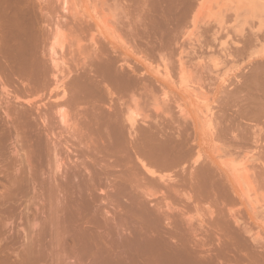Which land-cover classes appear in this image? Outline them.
<instances>
[{"label": "rangeland", "instance_id": "rangeland-1", "mask_svg": "<svg viewBox=\"0 0 264 264\" xmlns=\"http://www.w3.org/2000/svg\"><path fill=\"white\" fill-rule=\"evenodd\" d=\"M27 1L28 0H26L25 4L26 3L29 4L30 1H28V2ZM43 1L41 0L40 2H38L36 0L35 1L33 0L34 3H30L32 6L30 4H29V6H31V8L33 7V10H35V8H37V11L39 9H41L36 14L38 16L40 15L43 17V19H42V17L38 18L39 20L37 21L38 16L33 15L35 11L32 12L33 10L30 8L32 10L31 11V13H32L31 17H33V16L36 17V20L34 18L36 23L39 22V24H42L40 26H39V24H36L37 26H35V27H39V28H37V29L35 28V29L36 30L39 29L40 33L43 35H38L39 31H37L38 32L37 33L36 30H34V29H33L34 30L33 33L34 34L37 33V35L39 37L41 36L42 39H44V38L47 39L46 35L48 37H50L52 31H53L52 35H54L55 32H57V35H58L56 41L53 40V41H55V45H56L55 47H58V49L55 48V51L57 53V55H56L57 58L55 57V59H59V63L57 62L58 63L57 68H53L54 67L53 63L52 64L48 63V61L50 62V60H48L49 58L47 57L48 55L46 56V54L48 53V51L46 53V49L48 48V47L46 48V46L49 45V43H50L48 41V39H47V41L49 42V43L47 42L48 44L45 43L46 40H43L44 41L43 43H45L44 45L47 44L46 46H44L42 44L44 49H45V52H44V49H40V50L38 49L39 52L41 50H43V53H45V58L47 57L46 58L47 62L46 61H44V62L47 63V68H48L47 69V71H48L47 75H49V76H47V80H49L48 83L45 84V86H43L39 83L36 85H32V87L25 88L26 84L24 83V81H22L23 79L21 77L19 78V76L16 74L13 75V73L8 70L9 68L7 69L8 72L6 71L5 68L4 69L0 68V70H1L0 74H1L2 70L6 72L5 73L6 76L4 75V72H2L3 74H1L3 76L0 75V77H1L0 80L2 81V82H0V83H2V85L0 84V86H2V87H0V104L2 103L0 105V117L5 121L4 118H6L8 115L10 116V118L8 116L6 122L1 121V119H0V123L4 122L5 126L7 125L5 127L2 124L3 127H1V128L3 130L2 132L3 133L5 132V135L7 134L9 136L8 139H9L10 143L11 144L16 143V144H13L14 146L11 145L13 147L12 148L13 151H12V150H9V148H11V146H10L9 141H8L7 145L10 147L7 146V149L5 150V152L7 150H9V152L12 151L11 152V154L13 153L12 158H13V156H15V154L17 156V153H18V155L20 153H21V155L24 154L20 150V148H22V146H23L21 144H24V139L21 140V138H22V136H20L21 133L23 135V138L25 137V135H26V137H27V135H28V137L29 136L31 137L33 135L32 139H34V137L37 138L36 134L40 135L41 132L44 134V136H47V134L49 133V135L46 138L52 144V146H50V147H52L53 151H55V154L48 153L42 160L38 161L39 166L37 164H35L36 166H29V167L25 166L28 168V170L24 166H21V164H18V161H17V164L20 165V166H17L18 173L20 172V170L21 171L24 170L22 172H25V169H26L27 174L29 173V171L30 172L32 171L36 175V178H35L36 182L34 181L35 183H33L34 186L32 188V191H33L32 197H35L33 199H36V196H37L38 200L36 199V202H35L32 199V201L37 203V206L39 207V209H41V208L44 209V210L43 209L39 210V209L32 208V210L34 211V213L37 217V223L38 224H40L44 220L45 211H46V213H48V210H46L50 206L48 204H51V205L53 204V206H54L58 202L57 203L58 205L68 206V205H70L72 200L74 201V198L78 199L77 195L79 194V191L82 188L86 187V189H88L87 186L92 185L93 186L92 188L95 191L94 196L96 195V198L93 199L94 204H92L93 202L91 203L90 201H89L90 203L88 202L89 205L87 204L86 200H88V198L86 195H85V198L83 197L82 201H83V204L86 203L88 206L93 205L94 208H93V210H90V208L92 209L93 206L89 207L88 211H86V212L89 213V211H90V214L87 213L88 214L87 215L86 212H83L86 216H83L84 214L82 213L81 218L84 217V220L89 222L90 224L92 222L94 224L97 223L99 225V227L101 228V229L100 228L99 229L100 230L103 229L100 232L102 234H104V237L108 238V240H110V241H115L114 239H116V238L117 239L122 238L124 236L123 234H127L128 231H130V230H128L129 228L132 229V227H134V225H133L134 222H132L133 219L131 218V214L128 211V208L130 205V199L126 198V196H124L125 199L123 196L119 197V195L117 196L115 194V192L117 191V187H118L117 185H118V182L120 181L119 178L122 177L123 175H127L126 174L127 172L130 173L129 168L133 167V170H135L134 168L135 167L138 168L139 166H118L116 169L115 166H74V164L72 163V161H73L72 159H74V160L77 159L76 154H75L76 150L77 149L80 150V146H78L79 148L77 147V149L75 150V146L79 145L78 141L81 140V143L83 146L86 145V140H87V143H90V145H92L93 143L95 145L96 144L95 142L99 141L98 138H100V136L98 134H100V130L98 129V127L100 126V124H98L97 126L95 125L96 121L94 119H92V115L96 114L99 116H101V115L103 116V114H100V112H104V109H105L104 114H106V110H108V111L110 110L109 112H113L114 108H116L115 111H118L117 110L118 108H119V110L120 109L123 110V109H126V107H130L131 109L133 108L135 110L137 115H139V116L141 115V117L145 116L147 118V116L149 115L150 118L148 116V119H146V122L145 121L142 122L141 117H139L138 121L140 122L139 123L140 125L138 124L139 128L137 127L135 129V131L137 130L136 133L139 134L138 136H140L141 133H149V132H152L155 134L154 131H156V134H158L157 135L158 137L159 136L162 137V135H163V137H162L163 140L166 137H168V136L172 137L173 135L175 136L174 138H176V137L177 138L178 137L186 138L187 141L191 140L190 141L191 143H189V144H190V146L193 145L192 149L197 153L200 152V154L202 155V160H204V158H203L204 155H207V156H205L206 161L205 160L204 161L207 162V160H208V164L210 163V159L212 158L211 161H213L214 159L217 160V162L214 160L216 162V163L214 162V164H216V166L217 165L223 166L227 163V161L225 163L222 162V159H223V161H225L227 159V158L224 159L225 155H228L226 157H230L231 155H233L232 156L233 158L235 156H237V158H235L238 160L237 163L239 161H241L240 164H243V161H244V165H245V163L246 164L249 163L250 165L253 164V166H256V167H258V166L260 167V165L264 166L263 149H260V147L257 148L258 146H260V143H264V138H263L264 135H262V134H264V116H261L259 118L257 117L258 119L256 118V120L254 118H253L254 120H251L252 118H250L249 116H248L249 117L248 118L247 116H245V114H243V111H244V113H246V110L251 105L250 104L251 102L247 101L248 97L246 99L243 98V97L248 96L247 94H249L248 90H247V92L245 91L246 90L245 88H249V87H245V86H248V84H251V83H247V85H244V87H242V84H245V82L248 79H250V76H248L247 73H249V75H250L252 72H250L249 69L252 67V69L255 70L256 69L255 67H257V65L260 62H261V64H262V62H264V60H263L264 59V9L262 7V6H264V0H133L135 4L133 3L132 0H130L131 2L130 1L127 2L128 0L122 2V0H120L122 3L118 0L117 1L116 0H113V1L112 0L111 1L110 0H103L105 3L102 0L101 1L100 0H97V1H94V0H88V1L87 0H60V1L59 0H43ZM91 1L93 4L97 3L98 7L96 6V8H93V6L91 4H89V5L87 4V3H90ZM31 2H32V0H31ZM35 2H37L38 4ZM21 3H23V0H21ZM119 3H121V4H119ZM128 3H131V6ZM34 4H36L37 7H35L36 5H34ZM116 4L118 6H116ZM38 5L40 6V8H38L39 7ZM99 5H101V7H103V8L99 7ZM110 8H111V10H110ZM92 9H93V11H91ZM129 9H130V12H129ZM102 10L104 12V15L106 14V16H107V17L105 16L106 19L104 18V15H103V17H101V14H103V13H101ZM116 10L118 13L116 12ZM126 10H127V12H126ZM96 11H98L100 13V15ZM93 13L95 14V18H94ZM124 13L126 14L125 16H128L127 18L124 15H122ZM127 13L128 14L130 13V14L128 15ZM115 14H117L118 17ZM97 15L99 18L97 17ZM82 17H84V18H82ZM138 17H139V19H138ZM96 18H98V20ZM100 18L105 19L107 21L106 23H108V24H109V22L111 24H114V26L110 25V26H112L111 31H107L105 28H103L102 25L104 24L105 20L102 19V22L100 21L101 24L103 23L101 25L99 22V20H101ZM119 18H120V20H119ZM115 19H117V20H115ZM32 20H33V18H32ZM96 20L99 22L98 23L99 25L97 24ZM128 22H129V25H128ZM137 22H138V24H137ZM119 23L122 25H120ZM1 24L4 25L3 22H0V27H2V28H0V45L3 44L2 43L4 41L3 40L4 39L3 34H5L4 33L5 30H2L4 27ZM56 24H59V25H56ZM117 25H118V28H117ZM130 25H131V27H130ZM42 26H43V28H41ZM98 26L99 27L101 26V28H103V29L102 30L99 29ZM137 26H138V28H137ZM130 28H132L133 30ZM136 28H137V30H136ZM116 29H118L117 30L118 32L116 31ZM1 30H2V33H1ZM41 30H43V33L41 32ZM50 30H51V32L49 33L50 35H48V32ZM112 31H114V33H113L114 35L113 36L111 35L113 38H111V36H110V33ZM125 32H127V33H125ZM131 34L136 39H134L131 36ZM34 36L32 34V37H33L32 39L36 40V38H34ZM115 37H117L116 40H115ZM39 39H37V40H39ZM42 39H40V40H42ZM91 39H93L96 43L98 42L99 45L101 43L100 47H102V49L99 47L98 44L96 45L95 42ZM40 40L38 41L39 43L42 42V41L40 42ZM38 42H37V45L39 44ZM56 42H57V44H56ZM92 43L95 44L94 47H93ZM124 43L128 44V46H130L131 49L128 46L125 48ZM224 43H226V44H224ZM39 46L41 47V44ZM96 46H97V50H99V51L96 52V54H95L94 52L96 50L95 49ZM43 47H41V48H43ZM59 47H60V49H59ZM98 47H99V49H98ZM93 49H95V50L93 51ZM105 49H106V51H105ZM107 49H108V52L111 53V55L107 52ZM73 50H74V52H73ZM101 50H104V51H101ZM104 52H107L105 54H109V56H111L113 58L115 57L117 60H120V61H121V59H126L128 64H131V68H132V69L128 68L129 69L128 71L129 72H131L133 70L135 71V72H133L135 74H133V73H131V74H133L135 76L136 80L134 82H136V83L134 84V82H133V86L131 84V86L129 88L124 89L123 92H121V93L118 91V89H116L118 91L117 92L115 89L111 90L112 89L111 88L110 91L113 92L115 90L113 92L115 94L111 93L110 91H107L106 85L102 86L101 87L102 90H103V87L105 89L103 90L104 92L102 91L103 93H101V95H99L98 100L97 99H86L83 97L81 100L79 99L81 101V103H80V101H79V103H76V104H78V106L76 105V107H74L75 106L74 105L71 108L69 107L68 108L69 110L67 109L69 118H72V120H74V121H72L73 123L76 122L78 124L77 127H76L75 123L72 124V126H73V128H71L72 133L74 132V130H73V129H75L74 127H76L75 132L72 135L71 132L66 131L65 126H63L61 121L58 120L59 117L54 113L56 110H53L54 108L53 109L50 108L51 107L50 105L57 102V101H55V96H53L54 95L53 89L55 88V84H54L55 80L53 78L54 73L56 75H58L59 80L60 79L62 80L63 78L67 77V75L69 76V73L72 71L70 76L65 80V83H68V81L70 82V80L74 79L75 77H76L75 79H78V80L82 79L81 77H83V75H84L83 73L86 74V72L92 73L91 76H94L95 75L94 72L96 73V71L93 72V69L95 70L94 67H95L96 63L94 62V59H93V62L95 63V65L92 62V64H91L92 67H91L90 66V63L92 61L91 58H93L97 54H100L101 56H105ZM1 53L3 54V52H1V50H0V55H1L0 57H2V59L4 60L5 57L3 58L4 55L2 56ZM93 53L95 55L92 57ZM118 56L121 58L119 59ZM79 58H80V60H79ZM144 59H145V61H144ZM3 60H1V61H3ZM87 61L89 62V64ZM203 61H204V63H203ZM207 61H208V64H207ZM219 61H221V62H219ZM257 62H258V64H257ZM118 63L119 62H117V64ZM215 63H217V64L215 65ZM254 63H256L257 65L255 64V67L253 68ZM0 64L2 65V63H0ZM118 65H120V64H118ZM121 65H122V63H121ZM165 65L169 68V71H171V72L167 71L168 68H166L167 70L164 69ZM157 66H160L161 71L163 70L162 73L164 75H166L165 74L166 72L168 73L167 77L164 75H163L164 77H161V75L156 73L155 70L153 71V69L157 68ZM82 67H83V69H82ZM206 67H207V69H206ZM181 68L184 70L183 72L178 71V70H182ZM87 69H90V70L87 71ZM63 71H64V73H63ZM90 71H92V72H90ZM184 72H186V73H184ZM7 73H9V75H13L15 77L13 78V76H11L10 77L11 79H10L8 77L9 75ZM10 73H12V74H10ZM183 73H184V75H183ZM78 74H79V76H78ZM244 76H246V77L248 76L249 78H246ZM6 77L9 79V80L6 79L7 83L4 80ZM71 77H73V78H71ZM205 77H206V79H205ZM12 78L14 79L15 83L9 84V87H7L8 85H5V84L14 82V81H10V80H13ZM17 78L19 79V81L17 80ZM166 78L170 81L166 80ZM213 78H215V80H213ZM245 78H246V81H245ZM20 79H21L22 83L20 82ZM93 79L99 81V83H100L99 78L97 79L94 77ZM147 79H148V81H147ZM196 80H198L199 82L200 81H202V82L199 83ZM82 81H83V83L85 82L84 77L81 80V82ZM182 81L184 82L183 84L181 83ZM18 82H20V83H18ZM180 84H182V86ZM184 84L186 85L185 90H184V87H185ZM195 84H197V85H195ZM4 85H5V87L8 88V89H6L7 90L6 96H5V93H3V89H4L3 86ZM189 85H190V87H189ZM198 85L199 86L202 85V88H205V89L200 90ZM195 86L200 91L195 89L196 88ZM250 86H252V85H250ZM192 87H195L193 89L196 90L198 95L205 93L204 97H206L208 99L211 98L210 101L207 99L206 101L204 100L205 103L204 102H203V104L201 103L202 105L205 104L206 106L205 105L202 106L201 104L199 105V104L194 102L193 98L191 97V94L188 93L190 90H192L191 89ZM207 87H208V90L206 89ZM125 90H127V91L125 92ZM206 90L207 91L210 90V91L207 92ZM225 90H227V91H225ZM8 91H10L12 93V95L10 93V95L8 96L7 95ZM51 91H53V93H52L53 95L51 94ZM224 92H227V93H224ZM229 92H232V93L234 92L233 94H235V99H234V95L232 93H230V95L232 94V96L229 97L230 96ZM165 93H167L168 98H165ZM14 94H16L17 96L19 95V97H22L24 100L22 99L23 101H21L19 99V101H18V98H17V100L16 99L13 100L14 98H16V95H14ZM108 94H110V95H108ZM51 95L53 96V99L49 100ZM162 95H164V98L168 99L169 101L165 100ZM7 96H8L7 102L9 100H12V102L9 101V103H11V106L9 107V109L11 108L10 110L12 113L10 112L9 109H7V106L10 105V104H8V105L6 104L7 102L5 100H6ZM13 96H15V97H13ZM109 96H110V98H109ZM228 97L231 100H233V102H231ZM236 97H237V99H236ZM238 97L241 100H238L239 99ZM156 98H157V100H156ZM27 99L32 100L33 102L29 101V102H32V104H35V105H36V103H38V104L36 106L34 105V108L30 105L27 106V103H28V102L26 103ZM102 100H103V102H102ZM135 100H138V101L134 102ZM154 100H155V102L156 101L160 102V103L162 102L163 105H167V106H163L162 104L158 103L161 106V109H160V106L157 103H155ZM221 100H223L225 103L222 101V103H223L222 104ZM236 100L238 102V105H237V103H235ZM1 101H3V102H1ZM13 101H15L16 104ZM41 101H43V102H41ZM60 101H62V100H60ZM92 101L93 102L96 101L98 104L95 102L94 103L97 105H99V103H100V106L91 104V103H93ZM166 101H167V104H166ZM82 102H83V104L88 103V105L90 107L88 106L89 107L88 108L87 104L83 105ZM153 102H154V104H153ZM247 102L249 104H247ZM135 103H136V105H135ZM206 103H209V105H207ZM216 103H218V104H216ZM13 104H14V106L17 105V107H15L16 110H14V108H12ZM44 104L46 107L44 106ZM79 104H81V105H79ZM102 104H103V107H102ZM181 104L186 109V111H187L186 115L187 116L185 114H184L185 115L184 116L183 113L182 114L180 113L181 111H180L179 105H181ZM221 104H222V109L219 108V105H221ZM226 104L228 105V107ZM231 104L233 106H231ZM93 105L97 106L95 108H99V109L97 111L92 110L91 108H93ZM157 105L159 108L157 107ZM224 105L226 107H223ZM38 106H40V107H38ZM136 106H137V108H136ZM209 106L214 108L213 109L214 112H212V113L216 114V115H214L211 113L212 115L210 116V113H209L210 117L207 114V116L210 118L209 120H211L214 117L215 120L212 119L211 121L214 120L216 122L213 121V123L216 124L218 122L217 124L219 125V126L215 125L216 127L218 126L217 127V128H219V131H218L216 129V127L214 126V124L211 122L213 124V125L211 124V126H214V129H213V127H211V129H213V131L216 129L217 131L216 130L215 131L218 132L216 134V132L214 131L216 134L215 136H217V137H215L214 135L212 136L211 131H210L211 129L208 127V122H207L208 120H206V121H205V119L203 120V117L205 116V115H203V113L205 112V114H206V111H209V110H207L208 109L207 107H209ZM2 107H3V109H2ZM35 107H36V109H35ZM100 107H102V110ZM110 107H111V109H110ZM239 107H240V109H239ZM24 108H25V110L26 109L29 110V113H28L29 115L28 114L27 115L30 117L25 116L27 118L28 122H30V121L35 122V123L32 122L33 125H31L32 123L31 124L29 123V124L32 127L33 126L35 127V125H36L39 130L37 128L34 129V127L30 128L31 126L28 124V122H27V124H28L27 126L24 125L25 121H23L24 119H22L23 116L21 118L22 121L21 122L19 121V119H18L19 116H17V115L20 114V111L22 112V110H24ZM48 108H50V109H48ZM157 108L159 109V112H157L158 111ZM5 109H7L9 111V113H7V111H5L6 113L4 112L5 115L7 114L6 117H4V113H3V111ZM198 109H199V112L197 111ZM236 109L239 111H235ZM228 110H230V111L228 112ZM202 111H204V112H202ZM234 111L236 113H234ZM40 114L42 116H44V114H46V116H48L47 117L48 119H44L46 124L42 123V121H43L42 117H41L42 121L39 120ZM74 114H75V116H74ZM198 115L200 117L203 115V117L201 119L203 120L202 122L204 123V125H203V123H201ZM16 116H17V118H15ZM181 116H183V117H181ZM223 116H225V117H223ZM237 117L239 120L237 119ZM14 118L17 122L14 120ZM73 118H76V119H73ZM88 118H90L91 120H89ZM242 119H243V121H241ZM92 120H94V121H92ZM237 120L240 123H238ZM254 121L256 123H254ZM7 122H9L10 124H8ZM15 122L19 125H20V123H23V125L26 126V128H24L23 125L21 124L22 126L20 125L21 128L19 127L20 128L19 129L18 128L19 125H17ZM72 122L70 121V124ZM219 122L222 125L219 124ZM222 122H225L226 125H223L224 123H222ZM234 122H236L237 125ZM205 123H207L206 127H205ZM255 124H257V125H255ZM48 125L51 126V127L50 126L48 127L49 129L46 127ZM228 126H230L229 129H228ZM244 126L247 128V130L244 129L245 128ZM7 127H8V129H7ZM52 127H53V129H52ZM149 127H151L152 129L151 128L149 129ZM184 127H185V129H184ZM11 128H14L13 129L14 131ZM27 128L30 132L28 130H26ZM77 128H80L79 135H78ZM206 128H207V130H206ZM234 128H235V130H234ZM30 129H32L33 132ZM33 129L36 131H34ZM17 130L18 131L21 130L20 131L21 133L20 132L17 133ZM40 130H41V132H40ZM96 130H99V131H96ZM237 131H239V132L237 133ZM214 132H212V133L214 134ZM222 132H224V133H222ZM245 132H247V133H245ZM25 133H27V134H25ZM136 133L135 132L132 133L133 136L129 137V139L130 138L133 139V141H132V139H130V141L133 143H135L134 139L138 138V137L136 138ZM232 133H233V135H232ZM236 133L239 134L240 136L243 135L242 133H244V135H247V138L248 137L251 138V139L248 138V141L246 144L244 142V144L248 148H246V146L243 145V142L241 143V148H244V149H241V148L240 149L243 152H241L240 149H239L240 152L236 149V151H237V153H236V151L232 147H230L233 145L232 143L234 141H232L233 140L232 138H233V136L237 135ZM182 134H185V135H182ZM207 134L209 137L207 136ZM259 134H260V136H259ZM74 135L76 136V137H74L76 139H72L73 137L71 138V136H74ZM210 135H211V137H210ZM230 135L232 136V138L230 137ZM8 136H6V137H8ZM183 136H185V137H183ZM219 136H222V137H219ZM93 137L96 139H94ZM83 138L85 139V141L83 140ZM90 138H91L92 142L94 141L93 143L90 141ZM216 138L220 139L221 141L218 140L219 141V143H218ZM258 138H260V139H258ZM211 139L212 140L214 139V140L212 141ZM259 140H260V143H259ZM66 141H67V143H66ZM72 141L73 142L76 141L77 144H76V142L73 143ZM230 141H231V143H230ZM69 142H70V144H68ZM213 142L217 143L216 145L220 146V148L219 147L217 148L216 145L213 144ZM220 142H221V144H220ZM225 142L227 144H229L230 149L227 148L228 145ZM255 142L257 144L259 143V145H257ZM71 143L75 144V145L72 144L74 146L73 148L71 147L72 146ZM18 144H19V146H18ZM90 145L88 144L87 146H90ZM15 146H18L16 151H14L16 149ZM14 147H15V149H14ZM68 149H70L71 151H69ZM232 149H233V151H232ZM18 150H19V152H18ZM220 150H221L222 154H220ZM228 150L230 152H232L231 155L226 154V151L228 152ZM216 151H217V154H216ZM234 151H235V153H233ZM248 151L250 153L251 152L252 153L250 154V153H248ZM7 152L5 154L6 158L7 159L11 158V157H9L11 155L10 153H8L9 156L7 157V155H8ZM14 152H16V153L14 154ZM195 152H194V155L196 156L197 154ZM218 152H219V154H218ZM238 152L241 154H239ZM224 153H225V155H224ZM247 153L250 156H253L255 154V158H257V161H255L256 159L255 160L252 159V161L249 159L250 161H248V160L246 161V159L252 158L250 156H246V158H245L244 156L247 155ZM73 154L75 155V157L73 156ZM220 155L222 157H220ZM2 156H3V153L1 155L2 160L0 162H2L3 159L5 158L4 156H3L4 158ZM16 156L14 157L15 160L20 158V155L17 158H16ZM56 156L58 158H56ZM6 158L4 160H6ZM12 158L8 159L9 163H10V160L14 159V158L13 159ZM233 158H231L233 160L232 162L235 163L234 162L235 160ZM55 159L60 160L62 163V165L60 167L58 166L59 167L58 169L57 168L55 169V167H56V163H55L56 160ZM241 159H243V160H241ZM3 162L4 163L6 162V164H4ZM3 162H2V165L0 163V195H2L1 194L2 192L4 194L8 190V186H7L8 181H6V180H8L9 178H6V177H8V176L10 177L12 173L14 174V172H12V171H17L16 166L12 167V165L10 164L11 165L10 166L9 163H8L9 166H7V162H8L7 160L3 161ZM219 162L220 163L222 162V163L219 165ZM233 163H231V165L227 163L225 166H232ZM14 164L15 163L13 162V165ZM250 165H247V166H250ZM183 166L184 167H182V165L180 167L176 166V167H174V170H172L174 175H175V176L173 175L174 176L173 179H175V180L177 179L176 181H179V180L180 181H179V185L174 184V183H178V182H175V180H174V182L171 181V183H173L175 187H173L171 185V183H170V185H171V187H170L168 185L169 184L168 183L167 185L170 188L169 187L166 188L165 187L166 184L165 185L162 184V186H160L158 184L157 185L151 184V182L149 181L151 177H149L150 175L148 176V173H146V171L144 172L145 169H143L142 170L143 172H142L141 169L138 168L135 171V173L133 170H131L132 171V175H131L132 183L129 186V190H133L136 193L139 192L141 194L144 192L145 193L149 192V193L153 194L154 196L151 199V202H152L151 205L156 204V203H158V204L160 203L159 206L161 205L160 207H163L162 209H164L165 212L167 211V214L169 213L168 215H171L173 212H176V213L179 212L180 214H182L184 216L185 219H188V218L191 219L192 218V220H193L192 224H194L193 229L196 233V235L192 234L193 235L192 237L196 238V240L193 239V242L194 241H198V242L200 241V243H198V242H195V243L197 246L199 245L198 249L200 248L199 250L201 252H203V250H204L207 252V254H214V255L222 252L224 260H223V257H222V259L220 258V261H219L220 264H251V262H252V264H255V262H256V264H264V198H263L264 197L263 196L264 195V186L263 187L260 186V185H264V183H262L264 181L263 180L264 178L263 179L260 178L259 179L260 182L258 181L259 184L257 186V190L259 189V186H260L261 191L260 192H258L259 190L257 191L258 192V196H257L258 199L256 198V200L259 201V203L257 205H256V203H257L256 200H255L256 201L255 203L251 204L250 201L247 200L246 198H241V197L231 193L232 195L229 194V197H227V199H225V201H224L226 204L222 205V207H224L223 208L224 210L222 209L221 205L219 206V208L221 207L220 210L228 211L230 214H233V215L235 213L236 218L240 220L239 225H237V226H239V228L242 227L241 229H244L245 231H247V233L251 236L250 237L248 234L245 233L246 236H244V239L247 237L245 239V241H247V242L249 241L248 243L245 241H244L245 242L244 243L243 242L244 239L241 240V242L238 240H237V242L236 241L233 242L231 240L232 241L231 242L228 235L231 234L232 232L231 233L226 232L227 234L229 233L227 235L225 233V231H223L221 229H216L215 227H213L214 225H211L212 220L219 213V209L217 210L218 206H216L215 204L219 205V203L221 201L216 200L214 196L213 197L212 196H206V197H204V199H203V197H201V199H200L199 196L196 195V196H198V199H199V201H198L197 197H195L196 191H195V193L193 192L195 190L194 189L195 188V186H194L195 181H193V179H195V177L192 179V177L195 175L194 171H195L196 166L193 165L192 162L191 163H185ZM236 166H237V164H236ZM241 166H243V165H241ZM6 167H8V168H6ZM11 167L15 168L16 170L10 169ZM23 167L25 169H23ZM100 167H101V169H100ZM4 169L5 170L8 169V171L6 172L7 174L5 173ZM103 169H104V171H103ZM105 170L108 173L106 172V174H105ZM117 170H119L118 173H117ZM126 170H128V171H126ZM9 171H11V172H9ZM26 172L24 174H26ZM102 172H104V173H102ZM16 173L17 172H15V174ZM101 174H103V176ZM119 174H123V175H119ZM115 175H116V177H118V175L120 177L116 178ZM114 177L116 178V181H115ZM133 177H135V179ZM180 177H182L181 178L182 180L180 179ZM188 178H190V179H188ZM188 180L190 181V185L188 183L189 182ZM261 180H262V182H261ZM88 181H89L90 185H88ZM91 181H93V182L91 183ZM5 182L7 185L5 184ZM180 183H181V185H182V183L183 184L185 183L184 184L185 186L184 185L180 186ZM4 186L7 187V190ZM34 187H35V190H33ZM191 187H194V188H191ZM86 189H84V191ZM102 190L104 191L103 193H102ZM77 192H78V194H77ZM92 193H94V192H92ZM113 194H115V196ZM73 195L75 197H73ZM61 198H63V199H61ZM67 199H69V200L66 201ZM23 200H24V198H23ZM90 200H92V198ZM212 200H214L215 204L213 203ZM48 201H50L51 203ZM59 201H61V202H59ZM110 201H112V202H110ZM215 201H218V203H216ZM54 202H56V203H54ZM62 202H64V203H62ZM45 203H46V206H45ZM60 203H62V204H60ZM110 203H112V205L113 204L114 205L113 206L109 205ZM57 204L55 206H57ZM111 207H113L114 210ZM124 207H126V208L124 209ZM169 207H170V209H168ZM200 208H201V210H199ZM167 209L169 210V212ZM4 210H6V208H4L2 203H1L0 204V242L2 241L1 242L2 245H4V243H5L4 246L7 247L8 251H10L9 253L11 254V260L14 262V261H17L18 259H20L19 257L22 256L24 251H25L26 241L23 240V236H24V234L22 232L23 230H21V228L18 227L19 225L21 227V220L20 219L22 218V216L16 215V214L14 215L13 213H11L7 210L5 213H3ZM211 210H213V211H211ZM236 210L238 211V213ZM43 211H44V214H42ZM106 211L110 212V213H107ZM206 211H208V212H206ZM9 213L13 214V215H10ZM105 213H107V214H105ZM200 213L203 215H201ZM211 213H214L213 216L214 215L215 216L212 217L213 219L209 220L212 216ZM236 213H237V215H236ZM226 214H228V213L226 212ZM202 216H203V218H202ZM5 221L8 224V227L3 225V224H6ZM108 222H110L109 224L112 226V229H113V226H115V225L117 226L118 223L120 224L117 226L118 228H120V226L122 227V229L124 228L123 226H127V228L128 227L129 228L127 229L125 227L126 233L125 232L124 233L120 232L119 234L115 233V235L117 234L115 237L113 231L110 229V225L109 224L107 225ZM124 223H125V225H124ZM130 224L133 226L131 227ZM194 226L196 229L194 228ZM205 226H206V228H205ZM3 227H5V229ZM105 227H106V229H105ZM117 227H114V230H116ZM118 228H117V230H118ZM122 229H120V230L122 231ZM105 231L106 232L108 231L107 232L108 235H106ZM19 233H21V235H18ZM32 237L35 240L38 239V240H41L45 243V253H44L43 257L33 261L32 262L33 264H95L94 256L91 254L90 251L81 250V249L80 250L73 249V247L65 245L64 243H62L64 245L55 244V242H57L59 239L62 241L66 237L65 233H63V232L59 233V234L57 232L55 234V233H49L47 231V233H45L43 235H39V233L35 231L34 235ZM197 237H199V238H197ZM228 239H229V241H228ZM228 242L231 243L232 245L229 244ZM234 243L235 244L237 243L236 246ZM227 247H229V249ZM206 252H203V253H206ZM225 258H226V261H225ZM98 260H99L98 264H102L103 262H105L106 258H105V256H100V258ZM228 261H230V262H228Z\"/></svg>", "mask_w": 264, "mask_h": 264}, {"label": "bare ground", "instance_id": "bare-ground-1", "mask_svg": "<svg viewBox=\"0 0 264 264\" xmlns=\"http://www.w3.org/2000/svg\"><path fill=\"white\" fill-rule=\"evenodd\" d=\"M28 1H30L29 2V4L30 3H34L33 2V0H32V2H31V0H28ZM27 1V2H28ZM35 1V0H34ZM36 1H38V2H40L39 0H36ZM43 1V0H42ZM60 1V0H59ZM88 1V0H87ZM94 1H97V0H94ZM101 1V0H100ZM103 1V0H102ZM111 1V0H110ZM113 1V0H112ZM117 1V0H116ZM118 1H120V0H118ZM123 1H127V0H122V2ZM130 0H128L127 2H129ZM133 1V0H132ZM25 2H26V0H23V3H21V0H0V22H3V24L4 25H2L4 28L2 29V30H5L4 31V33L5 34H3L4 35V41L1 43L2 45H0L1 47H0V50H1V52H3V54H2V56H3V58H4V60L2 59V57H0L1 59H0V63H2V65L0 64V68H2V69H6V71H7V69L10 71V72H12L13 73V75L14 74H16V75H18L19 76V78L21 77L23 80L22 81H24V83L26 84V86H25V88H29V87H32V85H36V84H41V85H43V86H45V84H47L48 83V81L49 80H47V76H49V75H47L48 74V71H47V63H45L44 61H46L47 62V60H46V58L48 57L49 59L48 60H50V62L48 61V63H53V68H57V64L59 63V59H55V57L57 58V53H56V51H55V48H57L58 49V47H55L56 45H55V41H56V39H57V32H55V34L54 35H52V33H53V31H52V33H51V36L50 37H48L47 35H46V37H47V39H48V41L50 42H48L47 41V39H45L44 37V39H42V37L40 36H38V35H43V34H41L40 33V30L38 29V30H36L37 28H39V27H35V26H37L36 24H39V22H37L36 23V17H31L32 16V13H31V11L33 10V7L31 8V6H29V4L28 3H26L25 4ZM44 2V1H43ZM46 2V1H45ZM63 2V1H62ZM99 2V1H98ZM104 2V1H103ZM108 2V1H107ZM121 2V1H120ZM121 2V3H122ZM126 2V3H127ZM131 2V1H130ZM35 3H37V2H35ZM66 3V2H65ZM68 3V2H67ZM105 3V2H104ZM121 3H119V4H121ZM133 3H134V1H133ZM38 4V3H37ZM73 4V3H72ZM88 5L89 4H91L92 6H93V8H96V6L98 7V4L96 3H92V1L90 2V3H87ZM118 4V3H117ZM116 4V6H118ZM125 4V3H124ZM130 6H131V3H128ZM135 4V3H134ZM24 5V6H23ZM34 5H36V4H34ZM65 5V4H64ZM95 5V6H94ZM102 5V4H101ZM101 5H99V7H101ZM114 5V4H113ZM123 5V4H122ZM127 5V4H126ZM39 6V5H38ZM124 6V5H123ZM35 7H37V5L35 6ZM77 7V6H76ZM133 7V6H132ZM131 7V8H132ZM138 7V6H137ZM263 7V9H264V6H262ZM32 10H31V9ZM38 8H40V6L38 7ZM74 8V7H73ZM101 8H103V7H101ZM107 8V7H106ZM105 8V9H106ZM109 8V7H108ZM120 8V7H119ZM129 8V7H128ZM69 9V8H68ZM98 9V8H97ZM96 9V10H97ZM115 9V8H114ZM39 10H41V9H39ZM38 10V11H39ZM66 10V9H65ZM110 10H111V8H110ZM138 10V9H137ZM35 11V12H34ZM37 11V8H35V10H33L32 12H34V14L33 15H35V16H38L36 13L38 12ZM91 11H93V9L91 10ZM105 11V10H104ZM125 11V10H124ZM133 11V10H132ZM96 12H98V11H96ZM115 12V11H114ZM116 12H117V10H116ZM126 12H127V10H126ZM129 12H130V9H129ZM31 13V14H30ZM43 13V12H42ZM101 13H103V14H101V17H103V15H104V12H103V10H102V12ZM118 13V12H117ZM132 13V12H131ZM134 13V12H133ZM39 14V13H38ZM98 14L100 15V13L98 12ZM128 14V13H127ZM130 14V13H129ZM128 14V15H129ZM93 15H94V18H95V14L93 13ZM115 15H117V14H115ZM122 15H126L125 13L124 14H122ZM106 14L104 15V18L106 19ZM134 16V15H133ZM42 16H38L37 17V21L39 20L38 18H41ZM92 17V16H91ZM97 17H98V15H97ZM117 17H118V15H117ZM121 17V16H120ZM126 18L128 17V16H125ZM32 18H33V20H32ZM34 18H35V20H34ZM82 18H84V17H82ZM99 18V17H98ZM98 18H96L97 20H98ZM131 18V17H130ZM42 19H43V17H42ZM87 19V18H86ZM101 19V18H100ZM103 19V18H102ZM102 19L101 20H99V22L101 21L102 22ZM105 19H103V20H105ZM129 19V18H128ZM138 19H139V17H138ZM41 20V19H40ZM95 20V19H94ZM96 20V22H97V24L99 23L98 21ZM110 20V19H109ZM115 20H117V19H115ZM119 20H120V18H119ZM126 20V19H125ZM132 20V19H131ZM130 21V20H129ZM57 22V21H56ZM101 22H100V24H101ZM107 21L105 20V22H104V24L102 25L103 26V28H105L107 31H111L112 30V26H114V24H111L109 21V24L108 23H106ZM115 22V21H114ZM122 22V21H121ZM135 22V21H134ZM133 23V22H132ZM50 24V23H49ZM52 24V23H51ZM54 24V23H53ZM120 24V23H119ZM124 24V23H123ZM134 24V23H133ZM132 24V25H133ZM137 24H138V22H137ZM40 25H42V24H39V26ZM46 25V24H45ZM55 25V24H54ZM56 25H59V24H56ZM99 25V24H98ZM110 25H112V26H110ZM120 25H122V24H120ZM128 25H129V22H128ZM124 26V25H123ZM122 26V27H123ZM126 26V25H125ZM184 26V25H183ZM58 27V26H57ZM99 27V26H98ZM120 27V26H119ZM127 27V26H126ZM130 27H131V25H130ZM0 28H2V27H0ZM36 28V29H35ZM41 28H43V26L41 27ZM103 28H101V26L99 27V29H103ZM116 28V27H115ZM117 28H118V25H117ZM124 28V27H123ZM133 28V27H132ZM132 28H130V29H132ZM137 28H138V26H137ZM137 28H136V30H137ZM181 28V27H180ZM36 30V32L37 31H39V33H38V35H37V33H33V31L34 30ZM48 29V28H47ZM125 29V28H124ZM123 29V30H124ZM135 29V28H134ZM2 30H1V33H2ZM44 30V29H43ZM43 30H41V32L43 33ZM118 29H116V31H117ZM127 30V29H126ZM133 30V29H132ZM48 31V30H47ZM58 31V30H57ZM120 31V30H119ZM131 31V30H130ZM129 31V32H130ZM51 32V30L48 32V35H50L49 33ZM118 32V31H117ZM128 32V31H127ZM127 32H125V33H127ZM136 32V31H135ZM134 32V33H135ZM114 33V31H112L111 33H110V36L112 35H114L113 34ZM131 33V32H130ZM133 33V34H134ZM32 34H33V36H34V38H36V40L35 39H32L33 37H32ZM129 34V33H128ZM63 35V34H62ZM111 36V38H113ZM131 36H132V34H131ZM38 37V38H37ZM133 37V36H132ZM138 37V36H137ZM42 39V40H40V39ZM110 38V37H109ZM116 38L117 37H115V40H116ZM128 38V37H127ZM134 38V37H133ZM37 39H39L40 40V42L41 43H39L38 41L39 40H37ZM105 39V38H104ZM120 39V38H119ZM134 39H136V38H134ZM246 39V38H245ZM43 40H46L45 41V43H49V45H44L45 43H43L44 41ZM53 40H55V41H53ZM91 40H93V39H91ZM121 40V39H120ZM94 41V40H93ZM102 41V40H101ZM104 41V40H103ZM134 41V40H133ZM246 41V40H245ZM259 41V40H258ZM37 42L39 43L38 45H37ZM89 42V41H88ZM92 42V41H91ZM90 42V43H91ZM95 42V41H94ZM124 42V41H123ZM244 42V41H243ZM132 43V42H131ZM247 43V42H246ZM41 44V47H43V45L44 46H46V53H47V51H48V53L46 54V58H45V53H43V50H41L40 52H39V50L40 49H44V47L43 48H41L39 45ZM43 44V45H42ZM56 44H57V42H56ZM60 44V43H59ZM83 44V43H82ZM95 44L97 45H99V43L97 42H95ZM95 44H93L92 43V45H93V47H94V45ZM125 44V43H124ZM224 44H226V43H224ZM100 45H101V43H100ZM100 45H99V47H100ZM39 46V47H38ZM61 46V45H60ZM76 46V45H75ZM90 46V45H89ZM105 46V45H104ZM113 46V45H112ZM128 46V44H125V48ZM244 46V45H243ZM99 47H98V49H99ZM130 49H131V47L130 46H128ZM249 47V46H248ZM90 48V47H89ZM101 49H102V47H100ZM104 48V47H103ZM106 48V47H105ZM250 48V47H249ZM39 49V50H38ZM59 49H60V47H59ZM96 49V50H95ZM95 49H93V51L95 50V54H96V52H98L99 50H97V46H96V48ZM76 50V49H75ZM110 50V49H109ZM92 51V50H91ZM101 51H104V50H101ZM105 51H106V49H105ZM39 52V53H38ZM44 52H45V49H44ZM62 52V51H61ZM73 52H74V50H73ZM78 52V51H77ZM76 52V53H77ZM107 52H108V49H107ZM107 52H104V54L105 53H107ZM236 52V51H235ZM240 52V51H239ZM243 52V51H242ZM245 52V51H244ZM59 53V52H58ZM93 53V55H92V57L95 55ZM101 53V52H100ZM103 53V52H102ZM109 53V52H108ZM230 53V52H229ZM238 53V52H237ZM92 54V53H91ZM103 54V55H104ZM110 55H111V53H109ZM109 54H105V56H101L100 54H97L96 56H94L93 58H91V63H90V66H91V64H92V62H93V59H94V62L96 63V65H95V63H94V65H95V70L93 69V72L94 71H96V73L94 72V76H91V74L92 73H88V72H86V74L85 73H83L82 71V73L84 74L83 75V77H84V79H85V82L83 83V81L81 82V80L83 79V77H81L82 79H80V80H78V79H71V78H73V77H71L70 79V82L68 81V83H65V80L70 76V74L72 73V71L69 73V76L67 75V77H65V78H63L62 80L60 79H58V75H56L55 73H54V76H53V78H54V84H55V88L53 89L54 90V93H53V91H51V94L53 95V96H55V101H57V102H55L54 104H52V105H50L49 107L51 108V109H53V110H56L54 113L59 117L58 118V120H60L61 121V123H62V125L63 126H65V129H66V131H68V132H71L72 133V129L71 128H73V126H72V124H74L75 123V125H76V127H77V123L76 122H72V121H74V120H72V118H69V115H68V111H67V109L70 107H72V106H74V107H76V105L78 106V104H76V103H79V101L84 97V98H86V99H99V95H101V93H103L104 91V87H103V90H102V86H105L106 85V90L107 91H110V89L111 90H113V89H118V91L121 93V92H123V90L124 89H127V88H129L130 86H131V84H132V86H133V82L136 80L135 79V76L133 75V74H135V73H133V72H135L134 70L133 71H131V72H129L128 70V68H130V69H132L131 68V64H128V62H127V60L126 59H121V61L120 60H117L115 57L113 58V57H111V56H109ZM60 55V54H59ZM107 55V56H106ZM213 55V54H212ZM236 55V54H235ZM1 56V55H0ZM231 56V55H230ZM253 56V55H252ZM119 57V56H118ZM240 57V56H239ZM86 58V57H85ZM89 58V57H88ZM121 57H119V59H120ZM243 58V57H242ZM45 59V60H44ZM205 59V58H204ZM254 59V58H253ZM1 60H3V61H1ZM58 60V61H57ZM76 60V59H75ZM79 60H80V58H79ZM84 60V59H83ZM86 60V59H85ZM242 60V59H241ZM264 60V59H263ZM144 61H145V59H144ZM163 61V60H162ZM165 61V60H164ZM182 61V60H181ZM58 62V63H57ZM83 62V61H82ZM88 62V61H87ZM117 62H119L118 64H120V65H118L117 64ZM122 63V65H121V63ZM215 62V61H214ZM219 62H221V61H219ZM260 62V61H259ZM169 63V62H168ZM167 63V64H168ZM179 63V62H178ZM203 63H204V61H203ZM213 63V62H212ZM73 64V63H72ZM84 64V63H83ZM88 64H89V62H88ZM207 64H208V61H207ZM217 63H215V65H216ZM255 64L256 63H254V66H253V68L255 67ZM257 64H258V62H257ZM256 64V65H257ZM261 64V62L257 65V67H255L256 69L254 70V69H252V67L249 69V71L250 72H252L250 75H249V73H247L248 74V76H250V79H248L247 81H246V78H249L248 76L246 77V76H244V77H246L245 78V84H242V87H244V85H247V83H251V84H248V86H245V87H249V88H245L246 90V92H247V90L249 91L248 93L249 94H247L248 96H246V97H243V98H247V101L249 102H251L250 104V107L246 110V113H244V111H243V114H245V116H249L250 118H252L251 120H256V118L258 117H261V116H264V62H262V64ZM65 65V64H64ZM80 66V65H79ZM120 66V67H119ZM151 66V65H150ZM219 66V65H218ZM92 67V66H91ZM203 67V66H202ZM208 67V66H207ZM207 67H206V69H207ZM86 68V67H85ZM89 68V67H88ZM135 68V67H134ZM166 68H168L166 65H165V70H167ZM204 68V67H203ZM12 71H11V70ZM80 69V68H79ZM82 69H83V67H82ZM180 69V68H179ZM182 69V68H181ZM214 69V68H213ZM229 69V68H228ZM231 69V68H230ZM237 69V68H236ZM86 70V69H85ZM90 69H87V71H89ZM155 70V72L156 73H158L159 75H161V77H164V76H166L167 77V72L165 73L166 75H164L162 72H163V70L161 71V68H160V66H157V68H154L153 69V71ZM1 71V70H0ZM76 71V70H75ZM79 71V70H78ZM168 72H171V71H169V68H168V70H167ZM178 71H181V72H183L184 70L182 69V70H178ZM232 71V70H231ZM2 72H4V75L6 76V72L5 71H3L2 70ZM1 72V74H3ZM8 72V71H7ZM62 72V71H61ZM77 72V71H76ZM85 72V71H84ZM90 72H92V71H90ZM205 72V71H204ZM211 72V71H210ZM233 72V71H232ZM12 73H10V74H12ZM63 73H64V71H63ZM62 73V74H63ZM68 73V72H67ZM131 73H133V74H131ZM179 73V72H178ZM184 73H186V72H184ZM184 73H183V75H184ZM225 73V72H224ZM243 73V72H242ZM0 74V75H1ZM8 75H9V73H7ZM80 74V73H79ZM79 74H78V76H79ZM157 74V75H158ZM171 74V73H170ZM216 74V73H215ZM226 74V73H225ZM246 74V73H245ZM7 75V76H8ZM13 75H9L8 77L10 78L11 76H13ZM81 75V74H80ZM164 75V76H163ZM172 75V74H171ZM170 75V76H171ZM190 75V74H189ZM219 75V74H218ZM227 75V74H226ZM241 75V74H240ZM244 75V74H243ZM242 75V76H243ZM1 76H3V75H1ZM4 76V77H5ZM75 76V75H74ZM77 76V75H76ZM82 76V75H81ZM134 76V77H133ZM137 76V75H136ZM181 76V75H180ZM3 77V78H4ZM15 76H13V78H14ZM17 77V76H16ZM99 78L100 79V83H99V81H97V80H95V79H93V78ZM217 77V76H216ZM1 78V77H0ZM2 78V79H3ZM12 78V79H13ZM137 78V77H136ZM169 78V77H168ZM6 79H8L7 77L4 79L5 80V82H6ZM11 79V78H10ZM180 79V78H179ZM205 79H206V77H205ZM243 79V78H242ZM3 80V81H4ZM9 80V79H8ZM17 80L19 81V79L17 78ZM141 80V79H140ZM166 80H168L167 78H166ZM212 80V79H211ZM213 80H215V78H213ZM10 81H14V79L13 80H10ZM9 81V82H10ZM22 81H21V79H20V82L22 83ZM138 81V80H137ZM147 81H148V79H147ZM168 81H170V80H168ZM172 81V80H171ZM181 81V80H180ZM184 81V80H183ZM181 82L182 84L184 83V82ZM196 81H198V80H196ZM205 81V80H204ZM210 81V80H209ZM250 81V82H249ZM0 82H2L1 80H0ZM20 82H18V83H20ZM173 82V81H172ZM193 82V81H192ZM199 82V81H198ZM200 82H202V81H200ZM199 82V83H200ZM228 82V81H227ZM7 83V82H6ZM15 83V81L13 82V83H8V84H5V85H8L7 87H9V84H14ZM136 82H134V84H135ZM142 83V82H141ZM189 83V82H188ZM1 85H2V83H0ZM102 84V85H101ZM139 84V83H138ZM182 84H180L181 86H182ZM191 84V83H190ZM5 85L3 86L4 87V89H3V93H5V96H6V92H7V90L6 89H8L7 87H5ZM24 85V84H23ZM22 85V86H23ZM185 85V84H184ZM192 85V84H191ZM195 85H197V84H195ZM200 85V84H199ZM198 85V86H199ZM208 85V84H207ZM210 85V84H209ZM250 85H252V86H250ZM28 86V87H27ZM188 86V85H187ZM194 86V85H193ZM241 86V85H240ZM0 87H2V86H0ZM189 87H190V85H189ZM196 87V86H195ZM195 87H192L191 89L192 90H188L189 92L188 93H190L191 94V97L193 98V100H194V102L195 103H197V104H203V102H204V100L206 101L208 98H206V97H204V94L202 93V94H200V95H198L197 94V92H196V90H194L193 88H195ZM209 87V86H208ZM208 87L206 88L207 90H208ZM212 87V86H211ZM229 87V86H228ZM251 87V88H250ZM199 88H200V90L201 89H205V88H202V85L201 86H199ZM57 91H56V90ZM186 89V85H185V87H184V90ZM195 89H197V90H199L197 87L195 88ZM241 89V88H240ZM250 89V90H249ZM114 90V91H115ZM122 90V91H121ZM129 90V89H128ZM199 90V91H200ZM206 90V91H207ZM244 90V89H243ZM56 91V92H55ZM60 91V92H59ZM103 91V92H102ZM113 91V92H114ZM117 91V90H116ZM117 91V92H118ZM127 90H125V92H126ZM130 91V90H129ZM210 91V90H209ZM209 91H207V92H209ZM225 91H227V90H225ZM242 91V90H241ZM106 92V91H105ZM111 92V91H110ZM113 92H111V93H113ZM244 92V91H243ZM10 91H8V93H7V95L9 96L10 95ZM224 93H227V92H224ZM230 93H232V92H229V95H230ZM234 93V92H233ZM232 93V94H233ZM107 94V93H106ZM113 94H115V93H113ZM223 94V93H222ZM232 94L229 96V97H231L232 96ZM253 94V95H252ZM11 95H12V93H11ZM14 95H16V94H14ZM50 96V98H49V100H52L53 99V96ZM108 95H110V94H108ZM226 95V94H225ZM234 95V99H235V94H233ZM252 95V96H251ZM8 96L6 97V102H7V98H8ZM163 96V98H164V95H162ZM203 96V97H202ZM13 97H15V96H13ZM101 97V96H100ZM154 97V96H153ZM228 97V98H229ZM17 98H18V101H19V99L21 100V101H23L24 99L22 98V97H19V95L17 96L16 95V98H14L13 100H17ZM109 98H110V96H109ZM134 98V97H133ZM165 98H168V96H167V93H165ZM164 98V99H165ZM191 98V99H192ZM203 98V99H202ZM206 98V99H205ZM239 98V97H238ZM23 99V100H22ZM80 99V100H79ZM153 99V98H152ZM163 99V100H164ZM236 99H237V97H236ZM59 100V101H58ZM60 100H62V101H60ZM96 100V101H97ZM110 100V99H109ZM156 100H157V98H156ZM165 100H167V101H169L168 99H165ZM209 101L211 100V98L210 99H208ZM229 100L231 101V102H233V100H231L230 98H229ZM228 100V101H229ZM238 100H241L240 98L238 99ZM243 100V99H242ZM10 102H12V100H9ZM9 101L6 103L7 105L8 104H10L9 106H7V109H9V107L11 106V103H9ZM29 101H32V100H26V103H27V106L28 105H30V106H32L33 108H34V105L35 104H32V102H29ZM83 101V100H82ZM96 101H94L95 103H97ZM136 101H138V100H135L134 102H136ZM167 101H166V104H167ZM208 101V102H209ZM222 101L223 100H221V103H222ZM1 102H3V101H1ZM13 102H15V101H13ZM25 102V101H24ZM41 102H43V101H41ZM84 102V101H83ZM83 102H82V104H83ZM93 102V101H92ZM91 103V104H94V105H97V104H95V103ZM101 102V101H100ZM102 102H103V100H102ZM154 102H155V100H154ZM154 102H153V104H154ZM224 102V101H223ZM230 102V103H231ZM235 102V101H234ZM240 102V101H239ZM244 102V101H243ZM247 102V104H249ZM80 103H81V101H80ZM85 103V102H84ZM155 103H160V102H155ZM205 103V102H204ZM225 103V102H224ZM227 103V102H226ZM235 103H237V105H238V102H237V100H236V102ZM2 104V103H1ZM0 104V105H1ZM5 104V105H6ZM15 104H16V102H15ZM38 103H36V105H37ZM87 104V107L89 106L88 105V103H86ZM86 104H83V105H86ZM104 104V103H103ZM103 104H102V107H103ZM160 104H162V102L160 103ZM201 104V105H202ZM207 105H209V103H206ZM216 104H218V103H216ZM223 104V103H222ZM222 104L221 105H219V108L220 109H222ZM245 104V103H244ZM243 104V105H244ZM4 105V104H3ZM35 105V106H36ZM79 105H81V104H79ZM93 105V108H91L92 110H98L99 108H95V107H97V106H100V103H99V105H97V106H94ZM135 105H136V103H135ZM159 105V104H158ZM158 105H157V107H158ZM163 105V104H162ZM182 105V104H181ZM181 105H179V108H180V113L182 114L183 113V115L185 114H187L186 112V109L183 107V105L181 106ZM205 105V104H204ZM204 105H202V106H204ZM227 105V104H226ZM240 105V104H239ZM242 105V106H243ZM44 106H45V104H44ZM105 106V105H104ZM155 106V105H154ZM160 106V105H159ZM163 106H167V105H163ZM206 106V105H205ZM221 106V107H220ZM231 106H233L232 104H231ZM230 106V107H231ZM235 106V105H234ZM241 106V107H242ZM249 106V105H248ZM247 106V107H248ZM15 107H17V105H15L14 106V104H13V107L12 108H14V110H16V108ZM38 107H40V106H38ZM37 107V108H38ZM46 107V106H45ZM85 107V106H84ZM83 107V108H84ZM90 107V106H89ZM88 107V108H89ZM92 107V106H91ZM102 107H100L101 108V110H102ZM156 107V106H155ZM154 107V108H155ZM223 107H226L225 105L223 106ZM227 107H228V105H227ZM238 107V106H237ZM244 107V106H243ZM31 108V107H30ZM50 108H48V109H50ZM86 108V107H85ZM136 108H137V106H136ZM159 108V107H158ZM157 108V112H159V109ZM208 109L207 110H209V111H206V114H205V112L204 111H202V112H204L203 113V115H205L204 117H203V115L200 117L199 115V119H200V121H201V123H203L202 121L205 119V121L206 120H208L207 122H208V127L211 129V127H213V129H214V126L215 125H218L217 123L215 124V123H213V121L215 120L214 119V117L212 118V119H214L213 121H211V120H209L210 118V116L212 115V114H214V115H216L215 113H212V112H214V108L213 107H207ZM210 108V109H209ZM2 109H3V107H2ZM1 109V110H2ZM7 109H5L4 111H3V113L5 112V111H7V113H9V111L7 110ZM11 109V108H10ZM9 109V110H10ZM35 109H36V107H35ZM39 109V108H38ZM110 109H111V107H110ZM133 109V108H132ZM130 107H126V109H123V110H119V108L117 109L118 111H115L116 110V108H114V111L113 112H109L108 110H106V114H104L105 113V109H104V112H100V114H103V116L101 117V116H99V115H92V119H94L95 121H96V126L98 125V124H100V126L98 127V129L100 130V134H98L99 136H100V138H98L99 139V141L97 142L96 140V144L94 145V141L92 142L91 141V138H90V141L93 143H91L92 145H90V143H87V140H86V145L85 146H83L82 145V143H81V140L80 141H78V143H79V145H76L75 146V150L77 149V147L78 146H80V150L79 149H77L76 150V158L77 159H72L73 161H72V163L74 164V166H115L116 167V169H117V167L118 166H139L138 168H140L141 169V171L143 170V169H145L144 170V172L146 171V173H148V176L149 177H151L150 178V182H151V184H158V185H160V186H162V184H168L170 187H171V185L173 186V187H175L174 186V184H178L179 185V181H176L175 179H173L174 178V173H173V171L172 170H174V167H176V166H181L182 165V167H184L183 165L185 164V163H193V165H195L196 167H195V175L192 177V179L195 177V179H193V181H195V188L194 187H191V188H194L195 190L193 191L194 193H195V191H196V194H195V197H197V199H198V196H199V198L201 199V197H203V199H204V197H206V196H214L215 197V199L216 200H220L221 202L219 203V205L218 204H215L214 203V200H212L213 201V203L216 205V206H218L217 207V210L219 209V213L216 215V217L213 219L212 217H214L213 216V214L214 213H211V218L209 219V220H211V219H213L212 220V224L211 225H214L213 227H215L216 229H221V230H223V231H225V233L226 232H229V233H231V234H227L228 235V237H229V239H230V241L232 240L233 242H237V240L238 241H240L241 242V240H243L244 239V236H246V234H248L247 233V231H245L244 229H241V228H239V226H237V225H239V219H237L236 218V216H235V213H234V215L233 214H230L228 211H223L224 209V207H222V205L223 204H226L224 201H225V199H227V197H229V194L230 195H232V194H234V195H237V196H239V197H241V198H246L247 200H249L250 201V203L251 204H253V203H255L256 201H257V203H256V205L259 203V201L258 200H256V198H257V196H258V192H260L261 190H260V186H264V185H260L259 186V191L257 190V186H258V181H259V179L261 178V179H263L264 177V166H261L260 165V169L258 168V167H256V166H253V164H246L245 163V165H244V161H243V164H240L241 163V161H239L238 163H237V159H235V158H237V156H235L234 158L232 157L233 155H231L232 154V152H230L229 150H228V152L226 151V154H230L231 156V158H233L235 161V163H233L232 161V159L230 158V157H226V156H228V155H225V153H224V155H225V158L224 159H226L225 161H223V159H222V162H226L227 161V163L228 164H230L231 165V163H233L232 164V166H225V165H221V166H216V164H214V162L216 161L217 162V160L216 159H214L213 161H211V159H210V163L208 164V160H207V162H205L206 160V158H205V156H207V155H204V160H202V155L200 154V152H195L193 149H192V146H190V144L189 143H191L190 141H187V139L186 138H180V137H176V138H174L175 136L173 135L172 137H170V136H168V137H164L165 139L163 140L162 139V137H163V135H162V137H158L157 135L158 134H156V131H154L155 132V134L154 133H152V132H149V133H141L140 134V136H138L139 134L138 133H136V131H135V129L140 125L139 123V121H138V119H139V117H141V115L139 116V115H137L136 114V112H135V110L133 111ZM160 109H161V106H160ZM239 109H240V107H239ZM21 110V109H20ZM24 110H25V108H24ZM22 110V112L20 111V114H18L17 116H21L20 118L18 117V119H19V121L21 122L22 120H21V118H22V116H23V118L22 119H24L23 121H25V123H24V125H28L29 123L31 124L32 122L30 121V122H28V120H27V118L26 117H30V116H28L29 114V110ZM33 110V109H32ZM69 110V109H68ZM90 110V109H89ZM88 111V110H87ZM100 111V110H99ZM98 111V112H99ZM108 111V112H107ZM161 111V110H160ZM198 112H199V109L197 110ZM221 111V110H220ZM225 111V110H224ZM230 110H228V112H229ZM235 111H239V110H235ZM234 111V113H236ZM10 112H11V110H10ZM166 112V111H165ZM178 112V113H179ZM208 112V113H207ZM6 113V112H5ZM5 113H4V117H6V115H5ZM12 113V112H11ZM209 113H210V116H209ZM212 113V114H211ZM14 114V113H13ZM28 114V115H27ZM54 114V115H55ZM202 114V113H201ZM200 114V115H201ZM207 114H208V116H207ZM247 114V115H246ZM11 115V114H10ZM15 115V114H14ZM55 115V116H56ZM160 115V114H159ZM166 115V114H165ZM164 115V116H165ZM184 115V116H185ZM213 115V116H214ZM223 115V114H222ZM234 115V114H233ZM237 115V114H236ZM235 115V116H236ZM240 115V114H239ZM9 116V115H8ZM8 116L6 117V118H4L5 119V121L0 117V119H1V121H4V122H6V120H7V118H8ZM17 116L15 117V118H17ZM26 116V117H25ZM74 116H75V114H74ZM147 116V115H146ZM149 116V115H148ZM148 116H147V118L145 117V116H143V117H141V121L142 122H146V119H148ZM187 116V115H186ZM234 116V117H235ZM238 116V115H237ZM14 117V116H13ZM25 117V118H24ZM41 117H42V120H41ZM48 116H46V114H44V116H42L41 114H40V118H39V120H41L42 121V123H45V120L44 119H48L47 118ZM73 117V116H72ZM181 117H183V116H181ZM203 117V120L201 119ZM223 117H225V116H223ZM231 117V116H230ZM239 117V116H238ZM238 117H237V119H238ZM248 117V118H249ZM9 118H10V116H9ZM15 118H14V120H15ZM149 118H150V116H149ZM185 118V117H184ZM232 118V117H231ZM254 118V119H253ZM257 118V119H258ZM73 119H76V118H73ZM89 120H91L90 118H88ZM172 119V118H171ZM181 119V118H180ZM188 119V118H187ZM224 119V118H223ZM13 120V119H12ZM94 120H92V121H94ZM189 120V119H188ZM217 120V119H216ZM225 120V119H224ZM233 120V119H232ZM231 120V121H232ZM239 120V119H238ZM237 120V121H238ZM16 121V120H15ZM70 121L72 122L71 124H70ZM177 121V120H176ZM175 121V122H176ZM234 121V120H233ZM241 121H243V119L241 120ZM246 121V120H245ZM250 121V120H249ZM4 122H2V123H0L1 125H0V158H1V155H2V153H3V156L6 158V152H7V154L8 153H10L11 154V152L13 151L12 150V146L11 145H13V144H16V143H13V144H11L10 143V141H9V136L6 134L5 135V132L3 133L2 131V128L1 127H3V126H5V124H4ZM12 122V121H11ZM17 122V121H16ZM15 122V123H16ZM27 122H28V124H27ZM179 122V121H178ZM214 124V126H211V124L212 123ZM214 122H216V121H214ZM8 124H10L9 122H7ZM6 123V124H7ZM33 123H35V122H33ZM33 123L31 124V125H33ZM95 123V122H94ZM185 123V122H184ZM200 123V124H201ZM222 123H224L223 125H226L225 124V122H222ZM233 123V122H232ZM231 123V124H232ZM235 124H236V122H234ZM238 123H240L239 121H238ZM254 123H256L255 121H254ZM258 123V122H257ZM2 124H3V126H2ZM12 124V123H11ZM17 124V123H16ZM23 125V123H20V125ZM29 124V125H30ZM46 124V123H45ZM139 124V125H138ZM180 124V123H179ZM187 124V123H186ZM212 124V125H213ZM219 124H221L220 122H219ZM17 125H19V124H17ZM20 125L18 126V128L20 127ZM21 125V126H22ZM23 125V127L24 128H26V126H24ZM30 125V126H31ZM74 125V126H75ZM203 125H204V123H203ZM222 125V124H221ZM228 125V124H227ZM237 125V124H236ZM243 125V124H242ZM255 125H257V124H255ZM7 126V125H6ZM5 126V127H6ZM13 126V125H12ZM16 126V125H15ZM50 125H48V126H46L47 128L49 127ZM202 126V125H201ZM207 126V123H205V127ZM219 126V125H218ZM217 126V127H218ZM248 126V125H247ZM10 127V126H9ZM34 127V126H33ZM32 126L30 127V128H33ZM51 127V126H50ZM76 127H74L75 129H76ZM216 127V126H215ZM216 127V129L219 131V128H217ZM224 127V126H223ZM245 127V126H244ZM250 127V126H249ZM17 128V127H16ZM15 128V129H16ZM21 128V127H20ZM19 128V129H20ZM38 129V127L35 125V127H34V129ZM139 128V127H138ZM151 127H149V129H150ZM203 128V127H202ZM230 128V126H228V129ZM257 128V127H256ZM7 129H8V127H7ZM12 130L14 129V128H11ZM33 129V130H34ZM49 129V128H48ZM51 129V128H50ZM52 129H53V127H52ZM70 129V130H69ZM75 129H73L74 130V132H75ZM148 129V130H149ZM152 129V128H151ZM184 129H185V127H184ZM213 129H211L210 131H211V134H212V136L214 135H216L218 132H216L215 130V132H216V134H215V132L213 131ZM227 129V130H228ZM243 129V128H242ZM245 130H247V128L245 127L244 128ZM23 130V129H22ZM26 130H28V128L26 129ZM31 131H32V129H30ZM39 130V129H38ZM77 130H78V135H79V131H80V128H77ZM99 130H96V131H99ZM206 130H207V128H206ZM225 130V129H224ZM233 130V129H232ZM231 130V131H232ZM234 130H235V128H234ZM244 130V131H245ZM14 131V130H13ZM21 131V130H20ZM20 131H18L17 130V133L18 132H20ZM24 131V130H23ZM22 131V132H23ZM29 131V130H28ZM34 131H36V130H34ZM52 131V130H51ZM226 131V130H225ZM229 131V130H228ZM243 131V132H244ZM258 131V130H257ZM26 132V131H25ZM30 132V131H29ZM28 132V133H29ZM33 132V131H32ZM40 132H41V130H40ZM74 132L72 133V135L74 134ZM136 133V138L137 139H134L135 140V143H133V142H131L130 141V139H132V138H130L129 139V137H132L133 136V134L132 133ZM141 132V131H140ZM139 132V133H140ZM212 132H214V134L212 133ZM221 132V131H220ZM235 132V131H234ZM233 132V133H234ZM239 131H237V133H238ZM3 133V134H2ZM21 133V132H20ZM19 133V134H20ZM42 133V132H41ZM40 133V135H37L36 134V136H37V138L36 137H34V139H32V136L30 137H28V135H27V137H26V135H25V137L23 138V135H22V133H21V135L20 136H22V138H21V140L22 139H24V144H21V145H23L22 146V148H20V150L24 153V154H22L21 155V153L19 154L20 155V158L19 159H16L15 160V156H16V152H14V154H15V156H13V158H12V154L9 156V154L7 155V157L9 156V157H11L13 160H10V163H9V160L8 159H11V158H6V160L8 161L7 162V166H9L10 164L12 165V167L13 166H16V168H17V166H20V165H18V164H21V166H36L35 164H39L38 163V161H40V160H42L48 153H51V154H55V151H53V148L52 147H50V146H52V144L50 143V141L46 138L48 135H49V133L47 134V136H44V134L42 135ZM45 133V132H44ZM222 133H224V132H222ZM227 133V132H226ZM233 133H232V135H233ZM236 133V134H237ZM245 133H247V132H245ZM254 133V132H253ZM25 134H27V133H25ZM31 134V133H30ZM221 134V133H220ZM219 134V135H220ZM230 134V133H229ZM243 135H244V133H242ZM182 135H185V134H182ZM222 135V134H221ZM224 135V134H223ZM239 135V134H237V135H235V136H233V138H232V136L230 135V137L233 139H231L232 141H234L232 144V146H230V147H232L235 151H236V149L240 152V150L241 149H244V148H241V143L243 142V145H245L246 143H247V141H248V138H247V135ZM262 135H264V134H262ZM6 136H8V137H6ZM18 136V135H17ZM207 136H208V134H207ZM259 136H260V134H259ZM73 137V138H72ZM74 137H76L75 135L74 136H71V138L72 139H76V138H74ZM81 137V136H80ZM79 137V138H80ZM183 137H185V136H183ZM209 137V136H208ZM210 137H211V135H210ZM215 137H217V136H215ZM219 137H222V136H219ZM224 137V136H223ZM36 138V139H35ZM85 138V137H84ZM83 138V140L85 141V139ZM94 138V137H93ZM256 138V137H255ZM263 138H264V136H263ZM81 139V138H80ZM87 139V138H86ZM94 139H96V138H94ZM93 139V140H94ZM190 139V138H189ZM229 139V138H228ZM227 139V140H228ZM249 139H251V138H249ZM254 139V138H253ZM258 139H260V138H258ZM212 140V139H211ZM214 140V139H213ZM212 140V141H213ZM216 140L218 141V140H220V139H218V138H216ZM226 140V139H225ZM8 141H9V144H10V146H11V148H9V150H12V151H10L9 152V150H7L6 152H5V150L7 149V143H8ZM19 141V140H18ZM70 141V140H69ZM77 141V140H76ZM76 141H74V142H76ZM132 141H133V139H132ZM221 141V140H220ZM12 142V141H11ZM16 142V141H15ZM23 142V141H22ZM73 142V141H72ZM73 142V143H74ZM89 142V141H88ZM244 142H245V144H244ZM263 142V141H262ZM20 143V142H19ZM66 143H67V141H66ZM73 143H71V145L73 144ZM85 143V142H84ZM218 143H219V141H218ZM226 143V142H225ZM224 143V144H225ZM230 143H231V141H230ZM256 143V142H255ZM259 143H260V140H259ZM259 143L257 144V145H259ZM68 144H70V142L68 143ZM76 144H77V142H76ZM90 145V146H87V145ZM213 144H217V143H215V142H213ZM220 144H221V142H220ZM227 144V143H226ZM20 145V146H21ZM70 145V146H71ZM73 145H75V144H73ZM71 146L72 148L74 147V146ZM223 145V144H222ZM221 145V146H222ZM228 145V147L227 148H229L230 149V147H229V144H227ZM10 146H8V147H10ZM14 146V145H13ZM18 146H19V144H18ZM18 146H15L16 147V149H15V147H14V151H16L17 150V147ZM69 146V147H70ZM83 148H82V147ZM246 146V145H245ZM216 147L218 148H220V146H218V145H216ZM260 147V149H263V152H264V143H260V146H258L257 148H259ZM79 148V147H78ZM224 148V147H223ZM222 148V149H223ZM241 148V149H240ZM246 148H248L247 146H246ZM23 149V150H22ZM233 149H232V151H233ZM240 149V150H239ZM251 149V148H250ZM69 151H71L70 149H68ZM74 150V151H75ZM79 150V151H78ZM227 150V149H226ZM256 150V149H255ZM254 150V151H255ZM20 151V152H21ZM197 154L196 156L194 155V152ZM235 151L233 152V153H235ZM250 151V150H249ZM248 151V153H250ZM5 152V153H4ZM18 152H19V150H18ZM73 152V151H72ZM230 152V153H229ZM238 152V153H239ZM241 152H243L242 150H241ZM74 153V152H73ZM236 153H237V151H236ZM248 153H247V155H245L244 157L246 158V156H250V155H248ZM252 153V152H251ZM250 153V154H251ZM216 154H217V151H216ZM218 154H219V152H218ZM220 154H222L221 153V150H220ZM239 154H241V153H239ZM19 155H18V153H17V156H16V158L17 157H19ZM238 155V154H237ZM261 155V154H260ZM259 155V156H260ZM2 156V157H3ZM72 156V155H71ZM73 156L75 157V155L73 154ZM239 156V155H238ZM241 156V155H240ZM3 157V158H4ZM69 157V156H68ZM73 157V158H74ZM194 157V158H193ZM220 157H222L221 155H220ZM219 157V158H220ZM224 157V156H223ZM250 157H252V158H248V159H246V161L248 160V161H252V159H256L255 161H257V158H255V154L253 155V156H250ZM254 157V158H253ZM257 157V156H256ZM4 158V159H5ZM56 158H58L57 156H56ZM209 158V157H208ZM229 158V159H228ZM262 158V157H261ZM3 159V161H6V160H4ZM250 159V160H249ZM259 159V158H258ZM2 160V158L0 159V161ZM56 160V167H55V169L57 168H59L61 165H62V163H61V161L60 160H58V159H55ZM241 160H243V159H241ZM2 161V162H3ZM17 161H18V164H17ZM229 161V162H228ZM245 161V162H246ZM263 161V160H262ZM2 162H0L1 163V165H2ZM13 162L15 163L14 165H13ZM37 162V163H36ZM212 162V163H211ZM215 162V163H216ZM221 162V163H222ZM4 163V162H3ZM8 163H9V165H8ZM69 163V162H68ZM220 162H219V165L221 164ZM223 163V164H224ZM252 163V162H251ZM254 163V162H253ZM256 163V162H255ZM4 164H6V162L4 163ZM3 164V165H4ZM17 164V165H16ZM218 164V163H217ZM236 164H237V166H236ZM10 165V166H11ZM241 165H243V166H241ZM247 165H250V166H247ZM5 166V165H4ZM39 166V165H38ZM59 166V167H58ZM72 166V165H71ZM141 166V167H140ZM10 168V169H15V168ZM23 167V169H25V168H27V167H25L24 168ZM114 167V168H115ZM6 168H8V167H6ZM20 168V167H19ZM137 167H135L134 169L135 170H133V167H131V168H129L128 170H129V172L131 173H126L127 175H123V174H119V175H123L122 177H120L119 175H118V177H120L119 179H120V181L118 182V187H117V191L115 192V194L118 196L119 195V197H121V196H126V198H128V199H130V205H129V208H128V211L130 212V214H131V218L133 219V221L132 222H134V227H132L133 225H131L130 224V226L132 227V229L131 228H127V226H123L124 228L122 229V227L120 226V228H118L117 226L118 225H120L119 223H118V225L116 226L115 224V226H113V229H112V226L109 224L110 222H108L107 223V225L109 224L110 225V229L113 231V233H114V235H115V233H120V232H125L126 231V229H125V227L128 229V230H130V231H128V233L127 234H123L124 236L122 237V238H116V239H114L115 241H110V240H108V238H106V237H104V234H102L100 231H102V230H100L101 228L99 227V225L96 223V224H94L93 222V224L91 223H89V222H87V221H85L84 220V217L83 218H81L82 217V213L83 212H86V211H88V209H89V207H91V206H93V205H91V206H88L89 204H88V202L90 201L92 204H94V201H93V199L94 198H96V195L94 196V194H95V191H94V189L92 188L93 186L91 185V186H87L88 187V189H86V187L85 188H82L80 191H79V194H78V192H77V196H78V199H75L74 198V201L72 202L71 201V203H70V205H68V206H64V205H58L56 202H54V203H56L57 204V206H53V204L51 205V204H48V205H50L49 207H48V209H46V210H48V213H46V211H45V216H44V220L40 223V224H38L37 223V217H36V215H35V213H34V211L32 210V208H35V209H39V207L37 206V203H35L36 202V199H37V196H36V199H33V198H35V197H32V193H33V191H32V188H33V186H34V184L33 183H35L36 181V175L31 171H29V173L27 174V172H26V169H25V172H26V174H24L25 172H22V171H24V170H20V172L18 173V168H17V171H12V172H14V174L12 173L11 174V176L9 177H6V178H9L8 180H6V181H8L7 183H8V185L6 184V182H5V184L8 186V190H7V187H5L6 188V190H7V192L6 193H4L3 194V192L1 193L2 195H0V202L2 203V205H3V207L4 208H6V210L7 211H9V212H11V213H13L14 215L16 214V215H21L22 216V218L20 219L21 220V227H20V225L18 226L19 228H21V230H23L22 232H23V234H24V236H23V240L24 241H26V243H25V251H24V253H23V255L22 256H20L19 258L20 259H18L17 261H12L11 260V254L9 253L10 251H8V249H7V247H5L4 245H5V243H4V245H2V241L0 242V264H33L32 262L33 261H35V260H37V259H39V258H41V257H43V255H44V253H45V243L43 242V241H41V240H35L32 236L34 235V232L36 231V232H38L39 233V235H43V234H45V233H47V231L49 232V233H57L58 232V234L59 233H65V235H66V237L61 241L60 239L57 241V242H55V244H62V243H64L65 245H68V246H71V247H73V249H77V250H86V251H90L91 252V254L94 256V262H95V264H98L99 263V258H100V256H105V258H106V260H105V262H103L102 264H220L219 263V261H220V258L222 259V257H223V253L222 252H220V253H218V254H216V255H214V254H207V252L206 251H204L203 250V252H206V253H203V252H201L199 249H198V246L196 245V243L195 242H198V241H194L193 242V239H195L196 240V238L195 237H192L193 235L192 234H194V235H196V233H195V231H194V229H193V225L194 224H192V222H193V220H192V218L191 219H185L184 218V216L182 215V214H180L179 212H173L171 215H168L167 214V211L165 212L164 211V209H162L163 207H160L159 206V204L158 203H156V204H152L151 205V199L153 198V194H151V193H139V192H135V191H133V190H129V186L131 185V183H132V178H131V175H132V171L131 170H133L134 171V173H135V171L138 169ZM100 169H101V167H100ZM108 169V168H107ZM106 169V170H107ZM192 169V168H191ZM5 170V169H4ZM16 170V169H15ZM27 170H28V168H27ZM30 170V169H29ZM105 170V174H106V171ZM120 170V169H119ZM119 170H117V173H118V171ZM128 170H126V171H128ZM183 170V169H182ZM185 170V169H184ZM8 171V169H6L5 170V173ZM34 171V170H33ZM102 171V170H101ZM103 171H104V169H103ZM109 171V170H108ZM186 171V170H185ZM9 172H11V171H9ZM8 172V173H9ZM15 172H17L16 174H15ZM35 172V171H34ZM100 172V171H99ZM98 172V173H99ZM121 172V171H120ZM119 172V173H120ZM143 172V171H142ZM183 172V171H182ZM193 172V171H192ZM31 173V174H30ZM102 173H104V172H102ZM108 173V172H107ZM139 173V172H138ZM7 174V173H6ZM100 174V173H99ZM112 174V173H111ZM137 174V173H136ZM192 174V173H191ZM9 175V174H8ZM35 175V176H34ZM102 176H103V174H101ZM134 175V174H133ZM174 175V176H173ZM184 175V174H183ZM189 175V174H188ZM187 175V176H188ZM7 176V175H6ZM101 176V177H102ZM173 176V177H172ZM190 176V175H189ZM115 177H116V175H115ZM114 177V179H115V181H116V178H118V177H116L115 178ZM93 178V177H92ZM109 178V177H108ZM134 179H135V177H133ZM182 177H180V179H181ZM113 179V180H114ZM188 179H190V178H188ZM91 180V179H90ZM174 180H175V182H178V183H171V181H173L174 182ZM182 180V179H181ZM264 180V179H263ZM35 181V182H34ZM96 181V180H95ZM118 181V180H117ZM184 181V180H183ZM189 181V180H188ZM93 181H91V183H92ZM260 182V181H259ZM261 182H262V180H261ZM116 183V182H115ZM161 183V184H160ZM170 183H171V185H170ZM189 183V185H190V181L188 182ZM192 183V182H191ZM262 183H264V181L262 182ZM185 184V183H184ZM183 183H182V185H184ZM193 184V183H192ZM191 184V185H192ZM87 185V184H86ZM88 185H90L89 184V181H88ZM94 185V184H93ZM165 185V187L166 188H168L169 186L167 185L166 186ZM177 185V186H178ZM181 185V183H180V186H182ZM185 186V185H184ZM193 186V185H192ZM169 187V188H170ZM131 188V187H130ZM179 188V187H178ZM84 189H86L85 191H84ZM174 189V188H173ZM5 190V189H4ZM33 190H35V187H34V189ZM37 190V189H36ZM83 190V191H82ZM93 190V191H92ZM176 190V189H175ZM132 191V192H131ZM258 191V192H257ZM35 192V191H34ZM38 192V191H37ZM83 192V193H82ZM92 192H94V193H92ZM104 191L102 190V193H103ZM75 193V192H74ZM88 193V194H87ZM232 193V194H231ZM115 194H113L114 196H115ZM75 195V194H74ZM73 195V197H75ZM85 195L87 196V198H88V200H86V202H87V204L86 203H84L83 204V197L85 198ZM196 195H198V196H196ZM187 196V195H186ZM261 196V195H260ZM264 196V195H263ZM262 196V197H263ZM112 197V196H111ZM235 197V196H234ZM23 198H24V200H23ZM92 198V200H90V199ZM231 198V197H230ZM264 198V197H263ZM32 199L35 201H32ZM61 199H63V198H61ZM123 199V198H122ZM124 199H125V197H124ZM191 199V198H190ZM196 199V200H197ZM258 199V198H257ZM38 200V199H37ZM69 199H67L66 201H68ZM229 200V199H228ZM234 200V199H233ZM256 200V201H255ZM109 201V200H108ZM198 201H199V199H198ZM218 201H215L216 203H218ZM227 201V200H226ZM236 201V200H235ZM238 201V200H237ZM48 202H50V201H48ZM59 202H61V201H59ZM85 202V201H84ZM89 202V203H90ZM110 202H112V201H110ZM229 202V201H228ZM0 203V204H1ZM39 203V202H38ZM41 203V202H40ZM51 203V202H50ZM62 203H64V202H62ZM62 203H60V204H62ZM109 203V202H108ZM116 203V202H115ZM67 204V203H66ZM72 204V205H71ZM106 204V203H105ZM202 204V203H201ZM44 205V204H43ZM109 205H112V203H110ZM114 205V204H113ZM112 205V206H113ZM221 205V207H222V209L223 210H220V208H219V206ZM255 205V204H254ZM45 206H46V203H45ZM107 206V205H106ZM105 206V207H106ZM117 206V205H116ZM232 206V205H231ZM262 206V205H261ZM44 207V206H43ZM108 207V206H107ZM115 207V206H114ZM227 207V206H226ZM41 208V207H40ZM93 208H94V206L92 207V209L90 208V210H93ZM109 208V207H108ZM111 208H113V207H111ZM126 207H124V209H125ZM254 208V207H253ZM2 209V208H1ZM41 209H43V208H41ZM41 209H39V210H41ZM105 209V208H104ZM168 209H170V207L168 208ZM167 209V210H168ZM203 209V208H202ZM256 209V208H255ZM6 210H4L3 211V213H5L6 212ZM44 210V209H43ZM111 210V209H110ZM113 210H114V208H113ZM199 210H201V208L199 209ZM207 210V209H206ZM210 210V209H209ZM216 210V209H215ZM261 210V209H260ZM211 211H213V210H211ZM237 211V210H236ZM93 212V211H92ZM107 212V211H106ZM168 212H169V210H168ZM206 212H208V211H206ZM226 212L228 213V214H226ZM240 212V211H239ZM2 213V212H1ZM88 212H86V214H87ZM107 213H110V212H107ZM107 213H105V214H107ZM237 213H238V211H237ZM237 213H236V215H237ZM8 214V213H7ZM10 214V213H9ZM13 214H10V215H13ZM42 214H44V211H43V213ZM47 214V215H46ZM84 214V213H83ZM88 214H90V211H89V213ZM87 214V215H88ZM201 214V213H200ZM210 214V213H209ZM240 214V213H239ZM6 215V214H5ZM9 215V216H10ZM198 215V214H197ZM201 215H203V214H201ZM7 216V215H6ZM83 216H86L85 214L83 215ZM8 218V217H7ZM114 218V217H113ZM202 218H203V216H202ZM10 220V219H9ZM197 222V221H196ZM5 223H6V221H5ZM7 224V223H6ZM6 224H3V225H5L6 227H8V224L6 225ZM12 224V223H11ZM10 224V225H11ZM13 225V224H12ZM113 225V224H112ZM123 225V224H122ZM124 225H125V223H124ZM104 226V225H103ZM200 226V225H199ZM202 226V225H201ZM109 227V226H108ZM107 227V228H108ZM114 227H117L118 228V230H117V228H116V230H114ZM4 229H5V227H3ZM100 228V229H99ZM194 228H195V226H194ZM205 228H206V226H205ZM3 229V230H4ZM105 229H106V227H105ZM109 229V228H108ZM107 229V230H108ZM109 229V230H110ZM120 229H122V231L120 230ZM125 229V230H124ZM196 229V228H195ZM220 230V231H221ZM244 230V231H243ZM108 232V231H107ZM107 232L105 231V233H106V235H108L107 234ZM126 233V232H125ZM246 233V234H245ZM18 235H21V233H19ZM117 235V234H116ZM116 235H115V237H116ZM121 235V234H120ZM249 235V234H248ZM226 236V235H225ZM250 236V235H249ZM227 237V236H226ZM227 237V238H228ZM251 237V236H250ZM249 237V238H250ZM197 238H199V237H197ZM247 238V237H246ZM245 238V239H246ZM229 239H228V241H229ZM245 239L243 240V242L245 241ZM201 240V239H200ZM251 240V239H250ZM218 241V240H217ZM216 241V242H217ZM231 241V242H232ZM220 242V241H219ZM218 242V243H219ZM245 242H247V241H245ZM244 242V243H245ZM249 242V241H248ZM247 242V243H248ZM195 243V244H194ZM198 243H200V241L198 242ZM229 243V242H228ZM246 243V244H247ZM64 244H62V245H64ZM221 244V243H220ZM229 244H231V243H229ZM235 244V243H234ZM237 244V243H236ZM236 244H235V246H236ZM197 247H196V246ZM224 245V244H223ZM232 245V244H231ZM221 246V245H220ZM229 246V245H228ZM234 246V245H233ZM234 246V247H235ZM247 246V245H246ZM245 246V247H246ZM202 247V246H201ZM238 247V246H237ZM244 247V248H245ZM228 249H229V247H227ZM242 248V247H241ZM240 248V249H241ZM243 249V248H242ZM254 249V248H253ZM222 250V249H221ZM225 255V254H224ZM15 260V259H14ZM223 260H224V257H223ZM225 261H226V258H225ZM224 261V262H225ZM228 262H230V261H228ZM251 262V261H250ZM251 264H252V262H251ZM255 264H256V262H255Z\"/></svg>", "mask_w": 264, "mask_h": 264}]
</instances>
